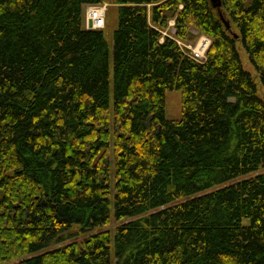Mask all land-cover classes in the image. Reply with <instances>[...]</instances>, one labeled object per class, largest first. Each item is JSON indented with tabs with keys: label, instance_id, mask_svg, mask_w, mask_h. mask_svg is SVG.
<instances>
[{
	"label": "trees",
	"instance_id": "1",
	"mask_svg": "<svg viewBox=\"0 0 264 264\" xmlns=\"http://www.w3.org/2000/svg\"><path fill=\"white\" fill-rule=\"evenodd\" d=\"M107 1L0 0V264H264V174L230 184L264 169V100L237 48L264 86V0H109L112 74L84 15ZM170 21L210 39L204 62L163 37ZM112 214L135 219L115 260L110 232L65 244Z\"/></svg>",
	"mask_w": 264,
	"mask_h": 264
},
{
	"label": "rangeland",
	"instance_id": "2",
	"mask_svg": "<svg viewBox=\"0 0 264 264\" xmlns=\"http://www.w3.org/2000/svg\"><path fill=\"white\" fill-rule=\"evenodd\" d=\"M109 1V0H108ZM107 1L108 10L106 13V28H105V34H106V40L108 42L110 53H111V59H110V68H111V74L113 71V59H114V34L116 30L118 29L119 20H118V9L115 5H113L111 2L109 3ZM164 35L163 37H169L172 39H176V30H175V22L170 21L168 28L163 31ZM192 37L188 42H183L184 45H186L185 48L189 49L190 51L193 49H196L198 46V41L203 35H200L196 30H192ZM238 52L240 55V58L243 63L244 69L250 73L253 77V79L257 82L258 85V92L259 97L264 100V86L262 85L260 79L258 78V75L252 65V63L249 60V56L246 53L243 45L241 43H238L237 45ZM182 118V94L181 92L177 90L168 91L166 95V119L169 121H177ZM264 174V169H261L260 171L253 172L249 175H246L230 184L238 183L243 180H249L252 178H255L259 175ZM111 176H112V186L115 185V168L113 167L111 170ZM132 220L135 219H124L122 221H118L115 219V216L112 214L110 222L108 225L102 228H95L93 230H86L85 232H81L79 235L80 228L79 226H75L73 228V231L75 233V236L71 238V240H68L65 242V244H70L73 242H81L86 238H89L92 235L98 234L100 232H110L112 235V259L115 260V251H114V241H115V235H116V229L120 226H122L125 223H129ZM63 245H60L58 248H61ZM17 261H11L5 264H15Z\"/></svg>",
	"mask_w": 264,
	"mask_h": 264
},
{
	"label": "built area",
	"instance_id": "3",
	"mask_svg": "<svg viewBox=\"0 0 264 264\" xmlns=\"http://www.w3.org/2000/svg\"><path fill=\"white\" fill-rule=\"evenodd\" d=\"M106 11L107 6H99V7H93L90 8L87 11V17H86V26L87 29H89V23L92 24L91 30H101L105 28L106 25ZM181 49L183 51L189 52L188 55L194 59L197 62H204L206 60V53L210 46V41L206 37H202L199 42L196 49L189 50L186 47V45L178 42Z\"/></svg>",
	"mask_w": 264,
	"mask_h": 264
},
{
	"label": "water",
	"instance_id": "4",
	"mask_svg": "<svg viewBox=\"0 0 264 264\" xmlns=\"http://www.w3.org/2000/svg\"><path fill=\"white\" fill-rule=\"evenodd\" d=\"M212 2L214 3L215 7H221V3L218 2V0H212ZM225 23H226L227 28H229V24L227 22H225ZM89 26L91 27V25H89Z\"/></svg>",
	"mask_w": 264,
	"mask_h": 264
},
{
	"label": "crops",
	"instance_id": "5",
	"mask_svg": "<svg viewBox=\"0 0 264 264\" xmlns=\"http://www.w3.org/2000/svg\"><path fill=\"white\" fill-rule=\"evenodd\" d=\"M88 8H85V11L87 10Z\"/></svg>",
	"mask_w": 264,
	"mask_h": 264
}]
</instances>
